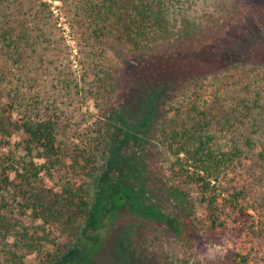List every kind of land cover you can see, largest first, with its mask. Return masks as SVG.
Instances as JSON below:
<instances>
[{"label":"trees","instance_id":"trees-1","mask_svg":"<svg viewBox=\"0 0 264 264\" xmlns=\"http://www.w3.org/2000/svg\"><path fill=\"white\" fill-rule=\"evenodd\" d=\"M51 1L64 3L68 0ZM79 1L92 23L106 22L127 13V24L122 32L133 52L132 64L128 66L129 80L139 82L143 88L139 96L142 120L134 132L141 139L147 137L149 142L151 139L156 141L155 144L160 145L170 159L167 168L151 170L150 177L146 178L147 181L144 178L143 186L138 189L127 178L111 176L107 169L96 178V191L90 203L81 186L75 187L70 178V182L61 185L55 193L54 202L48 201L46 194L50 191L33 186L42 182L44 174L52 178L55 175L59 179L64 177L63 153L57 143L58 115H35L38 97L36 94L30 96L24 88L25 79L18 75L9 101L16 120L12 124L0 121V239L7 238L14 231L22 240L17 248L8 247L7 254L21 251L32 241V248L50 246L45 257H50L49 264H59L66 252L65 245L58 243L61 236H76L79 222L83 221L77 243L80 258L74 263L79 264L92 256L104 240L100 234H86L89 228L100 231L107 222H113L118 214L117 208L130 206L137 193L149 202V207L143 206L149 220L146 215H140L143 226L147 221H153L154 229L160 233L167 231L179 241L190 242L195 233H199L197 237L203 234L225 238L237 230L241 235V228L232 225L230 219L237 216L242 222H251L246 225L243 236L264 242V191L255 188L260 183L264 190V92L262 84L257 86L259 80L248 81L241 89L244 97L231 101L228 107L219 103L217 110L213 106L211 112H200L195 103L189 109L183 104L173 107L171 103L183 95L182 90H189L187 85L207 79L227 64L233 66L236 62L233 61L235 57L225 55L229 54L227 46L223 51L215 52L208 44L219 35L209 26L200 24V19L195 16L186 17L182 13L185 5L173 1ZM242 1L250 8L259 7L264 14V0ZM28 2L43 18L46 13L51 14L52 5L48 1ZM5 3L0 0L1 24L9 7ZM204 29L207 30L200 33ZM6 30L0 28V42L17 41L18 34L13 38ZM39 38L38 34L25 35L28 46H38ZM159 39L164 40L163 44H157ZM234 42L242 43L237 38ZM247 53L252 66L264 64V33L253 40ZM125 115L124 110H119L116 123L107 122L108 126L104 125L100 131L103 144L108 145L106 162L112 158L110 145ZM12 127L21 133L20 140L13 147L2 140L8 138ZM213 132L228 133L231 138L223 146L215 142ZM153 160L160 161L156 156ZM257 169L260 172L257 173ZM74 171L78 173L77 169ZM58 198L60 203L54 207ZM16 205L21 208L16 214L29 219L33 225H22L14 218L13 207ZM92 218L98 219L93 227ZM141 253L140 259L133 264H160L146 250ZM249 254L236 251L228 260L217 264H251ZM12 258H16L15 263L20 262V256L15 253ZM255 264H264V258Z\"/></svg>","mask_w":264,"mask_h":264},{"label":"rangeland","instance_id":"rangeland-1","mask_svg":"<svg viewBox=\"0 0 264 264\" xmlns=\"http://www.w3.org/2000/svg\"><path fill=\"white\" fill-rule=\"evenodd\" d=\"M4 1L9 7L0 28L7 29L10 37L18 34V39L14 43L9 40L0 42V121L12 124L16 120L15 110L10 108L9 101L18 75L25 79L24 88L30 96L36 94L38 97L34 114L47 117L58 115L57 143L63 153L64 177L59 179L55 175L52 178L44 174L41 176L42 182L33 187L49 190L46 199L53 203L55 193H58L61 185L70 182V178L75 182V187L81 186L90 203L96 191V178L101 171L109 169L107 173L111 176L127 178L138 189L143 186L144 178L147 181L146 178L150 177L151 170L167 168L170 156L165 154L164 149L153 139L149 142L147 137L141 139L134 132L142 120L139 96L143 88L139 82L129 80L128 66L132 64L133 52L122 32L127 24V13L120 18L112 17L106 22L92 23L82 10V3L79 5V0L64 3L46 0L52 7L51 14L46 13L44 18L35 13L36 7H31L28 0ZM165 1L185 5L182 13L186 17L195 16L200 19V24L207 28L209 26L219 35L208 42L213 50L221 52L227 46L229 54L225 55L235 57L233 61H236L233 66L227 64L228 68L207 79L187 85L189 90H182L183 95H179L171 106L183 104L189 109L196 104L200 112H211L213 106L217 110L219 103L228 107L231 101L236 102L244 97L241 89L247 86L248 81L255 79L259 80L258 87L262 84L261 90L264 92V64L252 66L249 55H246L253 40L264 33V14L259 7L250 8L242 0ZM179 17L177 19L181 20ZM30 34L40 35L38 46H28L25 35ZM235 38L242 43L234 42ZM163 42V39L157 40V44ZM119 110H124L127 115L123 116L122 122H118L120 130L110 145L112 158L106 162L108 145L103 144L100 131L104 125L108 126L107 122L111 125L116 123ZM213 135L215 142L223 146L231 138L228 133L213 132ZM20 137V131L12 127L8 138L2 140L13 147ZM155 156L160 161L153 160ZM255 188L259 192L264 191L260 183ZM134 195L135 200L130 206L117 208L118 214L113 222H107L100 231L89 228L86 234H100L104 240L92 256L79 264H133L143 249L148 255L156 257L160 264H217L228 260L236 251L249 252L251 264L264 258V242L254 237L248 240L243 236L250 221L242 222L237 216L230 218L232 225L241 228V235L237 234V230L225 238L203 234L197 237L199 233H195L190 242L179 241L167 231L160 233L154 229L153 221H147L143 226L140 215H146L149 220L147 211L143 212L145 206L149 207V202L144 201L140 193ZM58 203L59 198L53 206L57 207ZM20 209L19 205L13 207L14 218L22 225H33L29 219L16 214ZM26 211L30 212L29 209ZM249 213L253 214L251 211ZM97 221V218H92L91 227L97 225ZM82 222H79L76 236H61L58 243L65 245L66 252L59 264H74L80 258L77 243ZM13 232L7 238L0 239V264H49L50 257H45V254L51 247L32 248V241L30 246L27 244L21 251L13 252L20 256V262L15 263L13 253L7 254L8 247L13 245L17 248L22 240L18 238L19 233ZM5 244L8 246L5 247Z\"/></svg>","mask_w":264,"mask_h":264}]
</instances>
